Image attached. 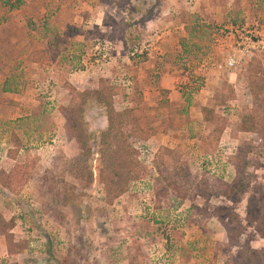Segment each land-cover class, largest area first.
Returning <instances> with one entry per match:
<instances>
[{
  "label": "rangeland",
  "instance_id": "obj_1",
  "mask_svg": "<svg viewBox=\"0 0 264 264\" xmlns=\"http://www.w3.org/2000/svg\"><path fill=\"white\" fill-rule=\"evenodd\" d=\"M2 1L0 264H264V136L241 130L264 96V0ZM127 108L174 128L128 139L113 198L100 135ZM83 132L90 188L67 170Z\"/></svg>",
  "mask_w": 264,
  "mask_h": 264
},
{
  "label": "trees",
  "instance_id": "obj_2",
  "mask_svg": "<svg viewBox=\"0 0 264 264\" xmlns=\"http://www.w3.org/2000/svg\"><path fill=\"white\" fill-rule=\"evenodd\" d=\"M11 3V0L2 1L1 4ZM19 0H16L15 5H10V9H17ZM112 21L108 26L114 25ZM25 60L29 63L36 64L39 66H48L53 60L54 56H50L44 49H33L29 52ZM97 95V99L100 104L103 106L109 107L111 104L112 94H108L107 101L100 100L101 92ZM104 95V94H103ZM256 95V94H255ZM253 101V109L242 119L241 130L244 132H255L264 136V96L259 94L255 97ZM102 101V102H101ZM204 118L206 117L205 111L203 108ZM110 118L108 119V126L105 131L101 133V141L104 146V153L101 158V169L99 173V178L104 184L105 191L113 193V198L119 197L124 191V188L117 186L118 180L117 177L121 172L122 160L119 159L126 152L128 147V139L134 137L142 141H147L151 137L157 135L159 132L165 131L164 126H170L174 128L173 122L174 119L171 116H168L165 120H162L160 123H152L149 121L139 108H127L123 111L113 114L110 111ZM65 120L67 121L68 129L67 131L76 135L81 129L76 125L75 119L71 114L67 115L64 113ZM167 123V124H166ZM166 128V126H165ZM86 131V130H85ZM86 133V132H85ZM84 134V132H83ZM85 139L82 140L80 144V156L78 160H73L72 164H69L67 170L70 174L73 175L79 182L81 181L86 188H90L94 182L93 171L91 169L90 159L94 154L92 147L89 142L91 139L90 135L84 134ZM218 140V136L216 137ZM237 179L236 184H241L243 178L240 168L236 166ZM5 186V184L3 183ZM175 183L172 182L170 187L174 188ZM226 196L233 193V189L225 185Z\"/></svg>",
  "mask_w": 264,
  "mask_h": 264
},
{
  "label": "built area",
  "instance_id": "obj_3",
  "mask_svg": "<svg viewBox=\"0 0 264 264\" xmlns=\"http://www.w3.org/2000/svg\"><path fill=\"white\" fill-rule=\"evenodd\" d=\"M239 39L241 40V42H238V52L242 55H249L252 54V49L255 48L256 44H259L260 42H255L252 41V38L249 36H245V37H239ZM237 60L232 56L229 57V59L226 61V66L228 68H232L234 65H236Z\"/></svg>",
  "mask_w": 264,
  "mask_h": 264
}]
</instances>
